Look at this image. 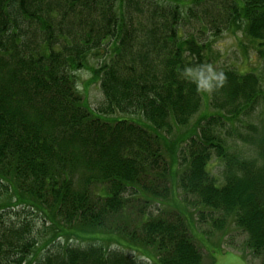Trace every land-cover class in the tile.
<instances>
[{
  "label": "trees",
  "instance_id": "16d2710c",
  "mask_svg": "<svg viewBox=\"0 0 264 264\" xmlns=\"http://www.w3.org/2000/svg\"><path fill=\"white\" fill-rule=\"evenodd\" d=\"M225 32L264 64V0H0V264H200V208L221 214L220 230L230 219L264 264V131L252 160L228 153L212 126L223 115L177 153L164 145L209 91L231 121L260 97L252 73L205 79L210 40ZM103 46L94 111L75 73Z\"/></svg>",
  "mask_w": 264,
  "mask_h": 264
},
{
  "label": "rangeland",
  "instance_id": "374dc122",
  "mask_svg": "<svg viewBox=\"0 0 264 264\" xmlns=\"http://www.w3.org/2000/svg\"><path fill=\"white\" fill-rule=\"evenodd\" d=\"M211 41L213 43L210 44L208 63L205 64V79H214L215 75H219L224 71L252 73L259 78L261 95L256 99V102L247 114L238 116L237 119L234 118L231 121V113H228L222 107L214 106L213 103L211 104L209 91L208 97L203 99L198 111L187 125L172 127L173 129L169 134L165 135L164 133V140L166 141L164 145H168L169 147L175 144L177 153L180 148L185 147V136L198 130L204 118L211 115L215 117L223 115L225 117L221 116L222 118L214 119L217 123H213L212 126H218L219 129L216 130L221 134L228 153L242 159L252 160L255 158V153L253 144L250 143L251 138L261 136L264 131V64L261 59H258L256 46L252 44L250 39L242 37L240 32H225ZM104 49H106L105 46L98 51L90 52L87 57L88 69H81L75 73L77 91L83 98L84 103L94 111L104 105L98 77L93 73V70L96 71L105 58ZM107 117L126 118L141 125L144 123L141 115L126 116L115 113ZM165 154L167 158L170 157L169 150H166ZM209 170L213 176L222 181L223 165L214 156L209 165ZM174 189L177 196L176 204L182 206L181 200L183 199V195L176 186ZM190 198V196L186 197L187 200H190ZM154 209L152 208V210ZM152 210L150 209V212L154 214ZM199 211H204V217L200 219L194 210L190 234L194 243L201 251L202 260L200 264H261L259 259L253 257L249 250L245 248L244 242L246 236L232 224L230 219L220 230L213 220L221 219V214L209 213V210H202L201 208ZM179 212H181V209ZM24 215L26 214L19 216L21 220L24 218ZM26 217L28 220L34 221L37 230H42L40 217H33V219L29 218L31 216ZM73 244L77 245L75 241ZM43 254L44 251H40L36 256L37 259Z\"/></svg>",
  "mask_w": 264,
  "mask_h": 264
}]
</instances>
